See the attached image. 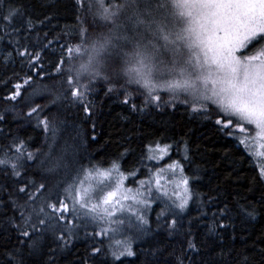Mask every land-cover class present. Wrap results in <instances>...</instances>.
Segmentation results:
<instances>
[{
	"label": "snow or ice",
	"instance_id": "6c2138e0",
	"mask_svg": "<svg viewBox=\"0 0 264 264\" xmlns=\"http://www.w3.org/2000/svg\"><path fill=\"white\" fill-rule=\"evenodd\" d=\"M75 5L78 10L91 14L92 23L79 28V44L65 49L66 70L62 69L66 63L63 57L57 63L56 73H67L63 79L33 87L32 73L43 68L42 48L21 45L19 40L14 46L16 55L21 57L20 63L26 65L28 71L5 99L19 101L28 108L26 117L35 120V127L46 134L47 151L41 148L28 151L26 141L15 137L0 149V173L11 180L0 185V229L5 233L11 229L16 235V247L0 252V264H58L59 254L70 247L71 240L78 238L80 229L96 225L99 231L94 230L93 236L114 233L125 226V220L116 216L117 212L124 211V202L132 201L145 209L150 207L144 192L124 186L127 177L115 162L103 171L82 169L83 179L80 173L70 182L65 177L52 179L61 167L66 173L68 170V165L63 163L67 146L55 158L53 166H47L53 161L60 134L66 131L60 109L66 104L80 105L91 117L94 102L88 97L99 81L108 85L105 95H111L118 93L115 85L125 78L120 94L125 96L122 103L126 105L130 103L127 85L136 84L146 89L143 106L132 103L133 111H144L153 105L157 109L175 107V102H179L189 105L193 113L206 120L212 121L215 114L216 130L226 136L233 135V129L245 133L251 126L255 130L253 139L261 148L255 155L259 160V181L264 184V0H88L87 4L85 0H75ZM77 20L84 24L79 16ZM38 22L43 24L44 20ZM0 23L5 32L11 27L17 34L31 33L35 28L23 6H13L8 0H0ZM89 28L94 35L89 33ZM84 56H87L86 61L73 68L71 61ZM8 57L15 62L11 52ZM130 65L134 67L129 68ZM39 78L43 80V76ZM160 92L170 93L171 99L163 100ZM180 93L184 94L183 99ZM6 120L7 115L0 114V122ZM246 141L247 138L239 142L246 144ZM185 147L187 149V145ZM170 148L169 144H157L155 151L168 154ZM184 158L189 159L187 155ZM167 167L173 171L180 169L183 195L170 205L165 204L157 214L155 232L184 239L179 253L172 249L168 253L172 259L165 260L164 264H185L186 260L188 264H198L191 253H199L201 245L192 228H185L180 219L192 199L189 179L183 175L178 161ZM113 173H116L115 180ZM34 174L42 176L40 182L32 178ZM155 184L159 191V175ZM162 195L167 196V193ZM260 197L257 202L247 197L225 202L213 213L207 227L209 235L234 229L236 218L250 222L264 215V191ZM128 210L131 211V207ZM132 215L136 220L129 222L130 227L142 236L154 235L144 213L136 211ZM188 223L191 225L192 221ZM164 251L154 247L148 255L159 258ZM258 251L264 260V248ZM101 252L100 247H93L90 255ZM138 255L130 241H118L115 249L103 253L101 264H106L108 256H111V264H124L122 258ZM143 264L154 262L146 260ZM232 264H255L254 256L239 251Z\"/></svg>",
	"mask_w": 264,
	"mask_h": 264
},
{
	"label": "trees",
	"instance_id": "16d2710c",
	"mask_svg": "<svg viewBox=\"0 0 264 264\" xmlns=\"http://www.w3.org/2000/svg\"><path fill=\"white\" fill-rule=\"evenodd\" d=\"M8 3L16 7L23 6L26 15L33 19L35 28L31 33L21 31L17 34L12 32L11 27L5 32L3 23H0V114L7 115V120L0 122V129H3V132H0V149L10 144L15 137L17 140L26 141L28 151H35L37 148L47 151L44 147L46 134L42 129L35 127V120L30 121L26 117L28 108L19 101L5 99L14 91L13 86L22 82L21 78L28 71L26 65L20 63L21 57L16 55L14 46L19 40L21 45H35L37 50L42 48L43 68L40 72L32 73L33 87L44 83H57L67 75L66 71L56 73L57 63L63 57L66 63L62 69L66 70L68 54L65 49L80 43L79 28L91 25L92 16L83 9L78 10L75 0H8ZM87 3L88 0H85V4ZM46 16L50 19H45ZM78 16L84 21L83 25L77 20ZM40 20H44V23H39ZM89 33L94 35L91 28ZM10 52L15 62L8 57ZM86 59L87 56L73 60L71 65L78 68ZM131 67L132 65L129 66ZM39 68L38 64L37 69ZM40 76H43V80ZM124 83L125 78L122 77L120 83L115 85L118 93L111 95H105L108 85L103 81L93 86L94 91L88 97L94 102L91 117L80 105L66 104L60 109V118L66 121V131L60 134L53 161L48 162L47 166H53L55 158L59 157L67 146L63 163L68 165V170L66 173L61 167L52 179L65 177L70 182L78 173L83 175L82 169H109L115 162L120 165V170L129 176L128 181H141L146 179L152 170L178 161L183 167L184 175L189 179L192 193L188 209L181 214L180 219L185 228H192L197 243L201 245L199 253H191L198 264H232L239 251L252 254L255 264H264L258 251L259 248H264V215L250 222L236 218L234 229L218 230L219 234L209 235L207 231L213 213L223 207L225 202H234L240 197H247L253 202L260 200L264 184L259 181L258 162L253 158L254 147L240 144V134L236 136L234 133L236 129L232 130L231 136L218 132L213 123L215 114L212 121L206 120L193 113L187 104L175 102V107L165 106L157 109L153 105L144 111H133L130 107L132 103L143 106L146 89L136 84L127 85L130 103L126 105L122 103L125 96L120 94L123 91L121 85ZM159 94L165 101L171 99L170 93ZM180 94L184 96L183 93ZM14 106L15 111H12ZM157 144L171 145L168 154L160 162L148 158L153 156ZM150 148L153 151L150 152ZM185 155L189 159H185ZM30 171L36 173L35 169ZM32 178L40 182L42 176L34 174ZM5 183H11V180L0 173V185ZM148 199V219L154 235L142 236L135 228L129 229V237L138 233L132 246L139 255L122 258L124 264H143L146 260L153 261L154 264H164L165 260L172 259L168 253L172 249L179 253L183 243L182 236L155 232L156 216L165 207V203L161 197L154 195H150ZM189 220L192 221L191 225ZM94 230L99 231V227L89 225L87 229H80L78 238L71 240L70 247L59 254L58 264H101L103 253L115 249V246L111 247V237L107 234L91 235ZM253 244L255 247H252ZM15 247L14 231L9 229L5 233L0 229V252L5 248ZM93 247H100L101 254L91 256ZM154 247L165 250L164 255L159 258L148 255V251ZM221 252L224 256H221ZM106 264H111V256L107 257ZM185 264H188L187 260Z\"/></svg>",
	"mask_w": 264,
	"mask_h": 264
},
{
	"label": "rangeland",
	"instance_id": "374dc122",
	"mask_svg": "<svg viewBox=\"0 0 264 264\" xmlns=\"http://www.w3.org/2000/svg\"><path fill=\"white\" fill-rule=\"evenodd\" d=\"M132 67H134V65H132ZM182 96L183 95L180 94V98ZM234 133L236 134V136H239V134H240V138H239L240 140L247 138L246 144H244V145L246 147H249V146L254 147L255 150H254V157L253 158L259 163V160H258L257 156L255 155V153L260 152L261 148L259 147V142L255 141L253 139V137L255 136V130L251 126H249L248 130L245 133H240L238 129H236V131ZM166 155L167 154H163V153H160L158 151L153 152V156L155 157L154 160L158 161V162L162 161L163 157H165ZM168 164L161 167V168H158L157 170L156 169L152 170L146 179L141 180V181L146 182L144 185H141L140 180H134V181L129 180L130 181V184H129V181H128L129 176H127L123 172L125 174V176L127 177V179H125V181H124V186L126 188L133 189V191L139 189L140 191L144 192V195L147 199L149 198L150 195L161 197L164 200L163 202L165 204L170 205L172 200H175V199H177L178 196L183 195V185L180 183V180H181L180 169L177 168V169H175V171L169 170L167 167ZM161 169H163V171H161ZM103 170H106V169H102L101 171H103ZM136 173H138V172H136ZM158 175H159L160 186H161L159 191L157 190V185L155 184V180L157 179ZM183 175H184V172H183ZM80 178L83 179L84 178L83 175L80 176ZM115 178H116V173H113V180H115ZM150 180L152 181V183L148 184L147 182ZM149 188L151 189L150 192L148 191ZM163 192H166L167 196L162 195ZM124 205H125L124 211L123 212H117L116 216H117V218L125 220V226L118 228L117 231H115L114 233L113 232L107 233V236L111 237V241H110L111 247L115 246V248H116L118 241H128L129 240L132 243V245L135 243V239L137 238L136 235L139 232L136 234H132V232H130L132 235H130V237H129V231H128L129 229L132 228V227H130L129 222L135 223V220H136L135 216L132 215V212L140 211V212L144 213L147 216V218L149 215L148 212H149L150 207L145 209L144 206L136 205L132 201H126V202H124ZM129 207H131V211L128 210ZM94 226L97 227L96 225H94Z\"/></svg>",
	"mask_w": 264,
	"mask_h": 264
}]
</instances>
